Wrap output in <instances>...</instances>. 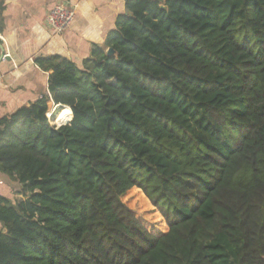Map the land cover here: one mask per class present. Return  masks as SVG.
Here are the masks:
<instances>
[{
    "label": "trees",
    "instance_id": "obj_1",
    "mask_svg": "<svg viewBox=\"0 0 264 264\" xmlns=\"http://www.w3.org/2000/svg\"><path fill=\"white\" fill-rule=\"evenodd\" d=\"M125 6L81 66L37 57L51 96L0 119L23 195L0 194V264H264V0Z\"/></svg>",
    "mask_w": 264,
    "mask_h": 264
},
{
    "label": "crops",
    "instance_id": "obj_2",
    "mask_svg": "<svg viewBox=\"0 0 264 264\" xmlns=\"http://www.w3.org/2000/svg\"><path fill=\"white\" fill-rule=\"evenodd\" d=\"M0 3L4 5L0 20V44L4 47L3 54L0 48V119L43 96H51V71L42 69L36 63L37 57L61 55L81 66L90 55L92 44H102L115 27L117 15L126 11L125 0H0ZM59 3L77 4L78 12L68 29L55 34L47 24V15ZM59 107L57 116L60 115L62 123L66 122L72 111L64 105ZM19 188L17 182L14 184L0 172V194L13 200L12 190Z\"/></svg>",
    "mask_w": 264,
    "mask_h": 264
},
{
    "label": "rangeland",
    "instance_id": "obj_3",
    "mask_svg": "<svg viewBox=\"0 0 264 264\" xmlns=\"http://www.w3.org/2000/svg\"><path fill=\"white\" fill-rule=\"evenodd\" d=\"M52 109H50V111ZM49 114L51 113L49 112ZM59 122H61V120L57 121V118L53 120V124L57 125ZM13 183L15 184L16 182L13 181ZM12 191L13 200H18L22 198V196L16 195L18 194L16 193L17 190ZM122 199L133 211V213L137 217H139L145 223V225L154 233L160 234L168 231L169 227L165 222L161 212L157 208H155V206L151 203V201L140 188L134 187L130 189L122 197Z\"/></svg>",
    "mask_w": 264,
    "mask_h": 264
},
{
    "label": "built area",
    "instance_id": "obj_4",
    "mask_svg": "<svg viewBox=\"0 0 264 264\" xmlns=\"http://www.w3.org/2000/svg\"><path fill=\"white\" fill-rule=\"evenodd\" d=\"M78 5L67 6L56 4L47 15V24L55 34H61L68 29L77 17Z\"/></svg>",
    "mask_w": 264,
    "mask_h": 264
},
{
    "label": "water",
    "instance_id": "obj_5",
    "mask_svg": "<svg viewBox=\"0 0 264 264\" xmlns=\"http://www.w3.org/2000/svg\"><path fill=\"white\" fill-rule=\"evenodd\" d=\"M0 48H1V50H2V54L4 53V47L0 44ZM108 54L109 55H113V54H115V51H114V49L113 48H109L108 49ZM53 104H54V102H49L48 103V106H49V109L51 108L52 109V107H53ZM60 105H62V104H60ZM59 107V105L57 104V107H56V105H55V110L57 109ZM57 126L58 127H60V126H62V125H58L57 124ZM6 231V229L4 230V232Z\"/></svg>",
    "mask_w": 264,
    "mask_h": 264
},
{
    "label": "bare ground",
    "instance_id": "obj_6",
    "mask_svg": "<svg viewBox=\"0 0 264 264\" xmlns=\"http://www.w3.org/2000/svg\"><path fill=\"white\" fill-rule=\"evenodd\" d=\"M58 105H59V104H58ZM56 107H57V104H56ZM52 110L55 111V106H54V108H53ZM52 110H51V111H52ZM51 111H50V112H51ZM65 120H66V119H65ZM61 123H62V121L59 122L58 124L61 125Z\"/></svg>",
    "mask_w": 264,
    "mask_h": 264
}]
</instances>
